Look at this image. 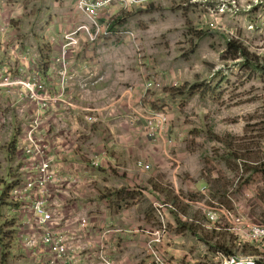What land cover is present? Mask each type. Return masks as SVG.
I'll use <instances>...</instances> for the list:
<instances>
[{
  "label": "rangeland",
  "instance_id": "374dc122",
  "mask_svg": "<svg viewBox=\"0 0 264 264\" xmlns=\"http://www.w3.org/2000/svg\"><path fill=\"white\" fill-rule=\"evenodd\" d=\"M5 3H0V13L9 5V14L0 19V29H8L2 52L10 44L14 54H28L43 76L49 67L59 69L56 58L66 50L72 88L86 92L87 98H98L102 107L103 123L84 129L99 132L106 140L112 133L120 136L121 157H125L121 163L130 160L127 153L135 152V160L150 164L161 183H156L163 189L159 200L144 187L145 175H139L140 185L128 192L123 180L112 181L120 189L109 185L115 190L112 195L124 193L110 201L108 213L113 215L117 207L130 212L136 217L138 235L143 236L141 252L129 264H154L147 248L154 240L153 250L165 262H184L187 255L178 256L183 250H168L179 244L188 247L183 252L191 258H198L196 250L208 247L196 248V236L231 240L234 252L251 254L256 245L238 247L226 220L209 233L201 224L208 212L222 206L264 225V0ZM69 36L76 44H68ZM230 40L243 47L249 59L228 51ZM77 103L85 108L89 100L85 105L79 99ZM87 108L84 115L98 116L95 106ZM16 122L17 128L4 131L12 138L23 132L22 123ZM12 145L0 151V264H16L24 258L13 252L25 228L17 227L18 217L10 215L17 211L9 193L17 184L19 164ZM167 165L173 179L163 172ZM200 178L209 184L201 193L193 190ZM176 179L188 191L176 188ZM164 210L177 217L176 227L168 224ZM123 260L120 264H126Z\"/></svg>",
  "mask_w": 264,
  "mask_h": 264
},
{
  "label": "crops",
  "instance_id": "0c3cea01",
  "mask_svg": "<svg viewBox=\"0 0 264 264\" xmlns=\"http://www.w3.org/2000/svg\"><path fill=\"white\" fill-rule=\"evenodd\" d=\"M0 3L6 4L5 0H1ZM8 6L9 5H7L6 8L1 11L0 19H3L4 15L6 16L9 14L7 11L9 8ZM6 19L7 18L5 17V20ZM10 49L11 45L7 44V50L0 54V62L3 66H9V64H12V79L23 78L30 74L34 69L38 68L39 70V67L34 66L35 60L30 58L28 54H21V57H25V55H27L30 59L29 62L22 59L19 60V55L14 54L10 51ZM31 63H33V65H31ZM42 77L49 92L52 94H59L62 90L64 92L62 98L56 103L54 108L42 112L41 119L43 124L41 127V134L44 135L51 144V151L55 155V160L60 166V174L68 177L77 175L84 180L82 196L73 202L71 208L77 210L81 214L86 215L88 218L90 226L85 239L95 240L96 246L93 248H88L87 252L95 250L99 252L104 250L106 251V256L112 258L116 264L121 263V257H124L126 264H129L135 259L134 254L141 252L143 236L138 235L137 223L134 222L136 217L132 216L130 212L125 211L121 207H117V210L113 215L108 213L107 206L109 205L110 201L112 199H117V196H122L124 193L112 195V192H115V190L111 189L109 185H116L117 189H120L121 186H118V184H112V181L116 182L118 180H123L128 187L127 190L124 189V191L128 192V190H133L132 187L135 184H139V178H141L140 181L143 180V178L139 175H145V179L147 180L145 183H143L144 187L148 189L149 195L152 199L159 200L161 199L160 193H163V189L160 188V186L156 183L160 182L153 175L150 169L140 170L137 167L138 160H135V152L133 153V156L130 155L131 152L127 153V157H129L130 160H127L126 162L124 161L125 164L121 163L125 157H121L122 148H120V136L112 133L110 137H107L109 139L106 140L105 136H102L101 133H90L88 132V129H84V126H93L98 125L101 122L103 123L102 118L104 117L100 116V114H102V107H99L98 98H87L85 95L86 92L84 91L82 93H76L77 90L72 88L74 84L73 82L71 83V81L74 79V76L69 73V70L65 80H61L58 73L50 67L47 68ZM19 91V87H10L5 84L0 85V109L4 111V115L9 120L5 129L9 128L13 131V129L18 127L16 122L18 121L19 125L22 123V127L19 126V130L23 129L24 132L27 125V122L25 121L26 117L29 116L28 120L30 121L31 118L36 114L37 110L26 98L19 94ZM78 99L81 100L84 105L85 102L89 100L88 106H85V108H78ZM13 104L14 107H12ZM94 106L97 110L98 116H92L90 114L84 115L83 111L87 110V107L91 108ZM22 108L23 112H20ZM43 113H47L49 116H45ZM45 130L46 132L49 131V134L44 133ZM65 134L69 135L70 151L68 154L63 153V150L66 147L63 142ZM19 136L12 138V133L5 134V132H3L0 137V151L6 152L8 150L5 149L6 145L12 142V149L18 163L20 161V154L16 146ZM89 149L91 151H89ZM103 152L105 153V156L101 160L100 164L98 166H93L91 159L95 155L102 154ZM131 159L134 161L131 162ZM143 163L147 164L146 161H143ZM18 169L19 164L17 168V174ZM163 172L166 173L168 178L173 179L171 177V168L168 165L165 170H163ZM102 175H105L109 181L102 180V177H104ZM173 182L176 188L188 191L189 187L183 185L182 181L176 179ZM206 186H209V184L206 183L203 178H200L193 190L201 193L202 189ZM90 188H92L93 191L86 198ZM159 190L160 192L158 193ZM196 191H194V193ZM88 199H90L92 202L88 203ZM13 211L15 213H12V211L9 213L10 215L18 217L19 223H17V227L18 224H20L22 228H25L23 232H19L20 237H18L19 239L16 241L20 244V246L19 244H16L17 250L13 249V252L21 253L24 256L23 260H21L24 261L23 264H46L49 259L48 252L39 251L38 249H26L22 244L21 235L31 232L30 226L28 224L27 218L21 217L20 214L15 211V209ZM164 215H166L169 225H173L174 227L177 226L176 224L179 222V220L177 221V217L171 215L170 213L168 214V211H165ZM179 218L184 221L186 220L181 216H179ZM190 229L193 230L192 228ZM204 231L206 233L211 232L206 228H204ZM192 235L196 236V230H193ZM181 236L182 234L179 235V239ZM196 237L202 241L204 240V243H202L198 241L199 239L194 237L196 241V248H204L206 246L208 247V249L206 247L207 250L204 251L196 250L198 253V258H191L188 252H183L184 250H187L188 247L185 246L184 248L183 246H180V244L176 247L171 246L168 248V250L172 253L183 250L178 255H187L182 264L213 263L215 251L212 245H214V242H218L219 239L207 237L203 239V236ZM145 239H147V236ZM206 240H208L209 243L206 242ZM225 241L226 240H222L221 242ZM227 242L230 244V240ZM143 248H145V245ZM85 252L86 250L84 251V254ZM21 261L16 264H20Z\"/></svg>",
  "mask_w": 264,
  "mask_h": 264
},
{
  "label": "built area",
  "instance_id": "2783aa9c",
  "mask_svg": "<svg viewBox=\"0 0 264 264\" xmlns=\"http://www.w3.org/2000/svg\"><path fill=\"white\" fill-rule=\"evenodd\" d=\"M7 30L5 27L0 29V54L3 53ZM68 44H76L72 36L68 37ZM65 55L66 50L63 55L56 58L59 69L53 68L61 80L67 78L68 72ZM19 58L30 61L27 55L25 57L20 55ZM12 73V67L3 66L0 62V85L19 87V94L37 110L18 138L16 146L20 154L18 179L9 193V198L16 205L18 213L28 219L30 226L31 232L21 235L22 244L26 249L48 252L49 259L46 264H116L112 258L106 256L104 250L87 252L88 248L96 246L95 240L85 239L90 226L88 218L71 208L73 202L82 196L84 180L77 175L68 177L60 174V166L51 151V144L41 134L43 124L41 114L55 107L64 94L63 90L59 94L49 92L38 69H34L23 78L12 79ZM20 112H23V108ZM159 117L163 121L166 119L163 115ZM8 121L4 111L0 109V137ZM63 142L66 145L63 153L68 154L69 135L65 134ZM104 156V152L95 155L91 159L92 165L98 166ZM137 167L140 170L150 169V165L141 161L137 162ZM222 220L228 222V231L236 236L239 241L238 247L243 248L247 244L256 246L251 254L245 255L236 252L230 254L226 249L212 245L215 258L211 264H264V225L252 223L249 216L237 215L222 206L216 211L208 212L206 221L201 225L207 230L217 229L215 225ZM155 241L157 240L150 241L147 247L153 256L154 264H177L158 258L152 246Z\"/></svg>",
  "mask_w": 264,
  "mask_h": 264
},
{
  "label": "trees",
  "instance_id": "16d2710c",
  "mask_svg": "<svg viewBox=\"0 0 264 264\" xmlns=\"http://www.w3.org/2000/svg\"><path fill=\"white\" fill-rule=\"evenodd\" d=\"M228 51H233L236 54H239L240 56L244 57L245 59H249L248 58V54L246 52V50L243 47H239L237 46L233 41H229L228 42ZM258 68H261L262 66L260 64H258V62L255 64ZM223 243V244H222ZM230 245H232L233 247V241L230 240V244H228V242H217L215 244L216 247L218 248H222V249H226V251H228L230 254H233L234 251L229 247ZM228 246V247H226ZM229 249V250H228Z\"/></svg>",
  "mask_w": 264,
  "mask_h": 264
}]
</instances>
